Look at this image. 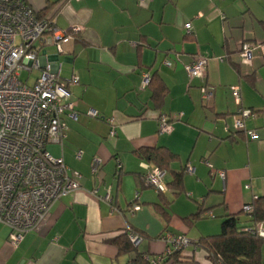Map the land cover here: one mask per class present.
I'll list each match as a JSON object with an SVG mask.
<instances>
[{"label": "crops", "instance_id": "crops-1", "mask_svg": "<svg viewBox=\"0 0 264 264\" xmlns=\"http://www.w3.org/2000/svg\"><path fill=\"white\" fill-rule=\"evenodd\" d=\"M25 1L40 17L56 16L61 30L79 28L60 57L63 79L80 80L69 89L77 118L64 116L67 138L63 146L50 144L47 151L82 175V188L58 200L44 228L26 234L18 247L9 240L11 230L0 224V264H132L135 255L120 253L113 243L131 230L147 237L133 243L139 253L157 258L166 249L162 238L167 234H184L192 242L219 235L227 216L264 198V51L255 50L250 63L240 57L244 43L264 46V0ZM47 52L55 61L56 50ZM196 55L209 58L210 102L202 100L203 82L191 80L185 70ZM167 59L172 68L164 65ZM146 72L159 76L165 98L155 99L153 88L142 87ZM241 110L253 111L254 117L236 131L232 117ZM180 113L174 130L161 134L160 116ZM110 119L115 137L110 136ZM249 131L256 132L255 140ZM159 147L178 156L166 184L184 173L183 193L168 191L164 200L139 180L148 162L138 153ZM96 158L103 163L98 177L92 174ZM108 188L112 203L102 199ZM166 200L168 224L156 207ZM132 204L141 207L134 215ZM199 210L201 217L193 221ZM241 223L252 224L245 215ZM168 264L212 263L204 250L190 246Z\"/></svg>", "mask_w": 264, "mask_h": 264}, {"label": "built area", "instance_id": "built-area-1", "mask_svg": "<svg viewBox=\"0 0 264 264\" xmlns=\"http://www.w3.org/2000/svg\"><path fill=\"white\" fill-rule=\"evenodd\" d=\"M185 28L191 32V24H186ZM77 32V27L61 30L56 24V16L40 18L25 0H0V224L11 230L9 240L15 247L23 242L26 234L44 228L58 200L82 188V175L72 171L62 157L55 158L47 151L50 144L63 146L67 138L64 116L69 113L71 118H77L69 89L80 80L77 76L63 79L64 62L60 60L66 54V44L73 40L72 34ZM48 48L56 50L57 60H50ZM257 49L264 51V46L244 43L240 51L242 63H250V56ZM208 62V57L196 55L191 64L185 66L191 80L203 82L201 94L205 102H210L214 96L206 83ZM164 65L172 68L173 62L167 59ZM34 72L38 74L30 82ZM22 73L28 74L25 81ZM151 80L152 75L144 73L142 87L148 88ZM233 94L239 103V88H233ZM89 115L100 118L97 112ZM182 117V113L174 118L163 114L159 118V132L170 134L174 130V120ZM252 117L253 111L241 110L232 117L234 129L244 130L245 122ZM107 122L112 127L110 136L115 137L114 120ZM248 135L250 140L257 137L253 131ZM81 157L82 152H78L77 158ZM102 164L100 159L94 160V176L98 177ZM117 164L119 176L122 165L120 161ZM142 167L147 186L158 193L169 191L164 171L148 163H143ZM186 171L192 174L194 168L188 166ZM221 175L224 177L223 173ZM111 192L108 188L102 199L112 203ZM135 199L139 200V194ZM140 210L138 204L129 208L132 215ZM243 211L253 212L252 204L245 205ZM256 231L264 239V222ZM162 239L166 249L162 256L150 259L151 264H165L170 255L184 251L192 244L184 234H167ZM131 240L135 244L141 241L134 234H131Z\"/></svg>", "mask_w": 264, "mask_h": 264}, {"label": "trees", "instance_id": "trees-1", "mask_svg": "<svg viewBox=\"0 0 264 264\" xmlns=\"http://www.w3.org/2000/svg\"><path fill=\"white\" fill-rule=\"evenodd\" d=\"M63 1L65 2L66 0ZM149 87L154 89L155 99L166 97L167 89L157 74L152 75ZM138 156L151 165L160 168L166 174L170 170V166L178 161V156L164 147L142 149L138 153ZM183 174H175L173 181L167 184L168 190L172 191L175 196L181 195L184 191ZM139 180L141 185L147 186L144 181V174L140 176ZM159 194L161 199L164 200L165 194ZM251 204L253 212L248 213L243 211L239 215L227 216L222 222V229L219 235L202 238L198 242H192L191 245L204 250L212 264H264V239L259 237L256 231L257 226L264 222V198L254 199ZM156 207L159 216L168 224L167 209L169 208V203L167 200L162 204H156ZM201 215L202 211L199 210L191 219L196 221ZM243 215L250 218L252 222L250 226H242ZM167 230L168 226H166L165 231ZM131 234L136 235L141 240L147 238L143 233L131 230V233L126 232L115 239L113 243L118 247L120 253L135 255L132 264H151L150 259L152 258L139 253L131 241ZM183 252L173 253L166 259L165 264H168L170 261H178Z\"/></svg>", "mask_w": 264, "mask_h": 264}, {"label": "rangeland", "instance_id": "rangeland-1", "mask_svg": "<svg viewBox=\"0 0 264 264\" xmlns=\"http://www.w3.org/2000/svg\"><path fill=\"white\" fill-rule=\"evenodd\" d=\"M64 62V61H63ZM37 72H34L33 74H32V79H31V81L30 82H32V81H34V78L37 76ZM27 77H28V74L27 73H22V80L23 81H25L26 79H27ZM174 122H173V127H174ZM191 247L193 248V245H191ZM188 249V248H187Z\"/></svg>", "mask_w": 264, "mask_h": 264}, {"label": "water", "instance_id": "water-1", "mask_svg": "<svg viewBox=\"0 0 264 264\" xmlns=\"http://www.w3.org/2000/svg\"><path fill=\"white\" fill-rule=\"evenodd\" d=\"M58 58L56 57V60H57Z\"/></svg>", "mask_w": 264, "mask_h": 264}]
</instances>
